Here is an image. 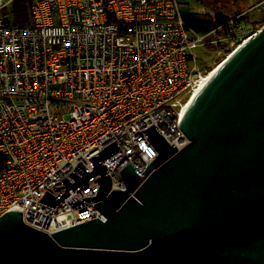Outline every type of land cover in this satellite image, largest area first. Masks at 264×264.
<instances>
[{
    "label": "built area",
    "instance_id": "built-area-1",
    "mask_svg": "<svg viewBox=\"0 0 264 264\" xmlns=\"http://www.w3.org/2000/svg\"><path fill=\"white\" fill-rule=\"evenodd\" d=\"M13 0H0V11ZM31 24L15 27L0 15V216L20 211L46 234L97 218V176L54 207L38 202L78 162L116 143L102 159L111 190H123L127 164L142 173L156 151L142 135L151 125L176 150L187 144L181 109L203 77L193 51L220 27L244 42L237 21L200 34L176 0H31ZM240 43V44H241ZM239 44V45H240ZM72 196L85 205L72 209Z\"/></svg>",
    "mask_w": 264,
    "mask_h": 264
},
{
    "label": "water",
    "instance_id": "water-1",
    "mask_svg": "<svg viewBox=\"0 0 264 264\" xmlns=\"http://www.w3.org/2000/svg\"><path fill=\"white\" fill-rule=\"evenodd\" d=\"M187 139L169 146L151 125L142 135L156 157L142 173L119 171L111 190L100 161L115 141L80 162L38 202L54 207L93 176L103 217L46 234L20 211L0 216V264H264V25L220 62L182 114ZM74 209L85 205L74 196Z\"/></svg>",
    "mask_w": 264,
    "mask_h": 264
},
{
    "label": "rangeland",
    "instance_id": "rangeland-1",
    "mask_svg": "<svg viewBox=\"0 0 264 264\" xmlns=\"http://www.w3.org/2000/svg\"><path fill=\"white\" fill-rule=\"evenodd\" d=\"M182 14L194 13L201 19L215 20L217 16L237 21L245 37L264 25V0H176ZM10 20L9 8L0 11ZM242 17V20H238ZM208 45L193 51L194 65L203 76L224 60L241 41L231 38L220 27L207 38Z\"/></svg>",
    "mask_w": 264,
    "mask_h": 264
},
{
    "label": "trees",
    "instance_id": "trees-1",
    "mask_svg": "<svg viewBox=\"0 0 264 264\" xmlns=\"http://www.w3.org/2000/svg\"><path fill=\"white\" fill-rule=\"evenodd\" d=\"M197 1V0H196ZM31 0H13L9 7L10 20H7V24L15 27H25L31 24L29 16V5ZM184 21L195 32L204 34L214 30L217 26H225L227 19L217 16L215 20L198 18L197 14L188 13L183 14ZM238 20H242V17ZM2 158L0 157V164Z\"/></svg>",
    "mask_w": 264,
    "mask_h": 264
},
{
    "label": "bare ground",
    "instance_id": "bare-ground-1",
    "mask_svg": "<svg viewBox=\"0 0 264 264\" xmlns=\"http://www.w3.org/2000/svg\"><path fill=\"white\" fill-rule=\"evenodd\" d=\"M220 64V63H219ZM217 64L213 69H211L209 72H207V74H205L201 80L198 83L197 88L195 89L194 93L189 97V99L187 100L186 104L182 107L181 109V115L183 114V112L185 111V109L187 108L189 102L193 99V97L196 95V93L203 87V85L208 81V79L211 77L212 73L215 71V69L217 68V66L219 65Z\"/></svg>",
    "mask_w": 264,
    "mask_h": 264
}]
</instances>
